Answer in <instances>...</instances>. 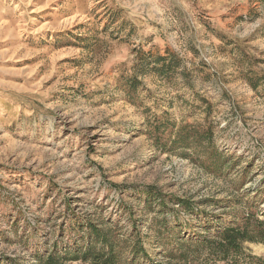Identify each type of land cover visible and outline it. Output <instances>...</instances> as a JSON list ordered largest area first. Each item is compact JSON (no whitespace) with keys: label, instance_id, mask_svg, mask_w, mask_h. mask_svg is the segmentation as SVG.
I'll return each mask as SVG.
<instances>
[{"label":"rangeland","instance_id":"rangeland-1","mask_svg":"<svg viewBox=\"0 0 264 264\" xmlns=\"http://www.w3.org/2000/svg\"><path fill=\"white\" fill-rule=\"evenodd\" d=\"M133 223L163 262L167 234L264 229V0H0V264H86L88 225Z\"/></svg>","mask_w":264,"mask_h":264},{"label":"trees","instance_id":"trees-1","mask_svg":"<svg viewBox=\"0 0 264 264\" xmlns=\"http://www.w3.org/2000/svg\"><path fill=\"white\" fill-rule=\"evenodd\" d=\"M185 203L179 201V204ZM186 206L185 204H183ZM187 207V206H186ZM187 209H190L187 207ZM164 219L157 221L159 227H156V237L162 236L167 233ZM162 228V229H161ZM87 232L94 238L95 241L89 243L84 249H75L78 257H75L84 261L86 264H180V262L195 260L193 255L202 254L208 252L215 255L213 261H226L228 258V252H239L242 250V244L246 241L249 242H263V239L255 237L257 235L264 234L262 227L255 228L254 234H251L246 227H234L223 226L217 228L211 237L207 238L202 235L199 237H181L178 234H167L166 239L162 238L159 242L162 246L172 244L171 249H165V255L168 260L153 261V260H140L139 255L144 253L145 250L142 247V241L136 235L137 228L133 223L131 228V234L126 237H119L117 234H111L110 230L101 229L95 225H88ZM172 236V237H169ZM170 238V239H169ZM174 240V242H170ZM132 242V246H126L127 242ZM99 244V245H97ZM129 248V258H124V251ZM69 251V250H68ZM68 251L48 252L43 257H39L38 260L41 264H63V261L68 259ZM193 256V257H192Z\"/></svg>","mask_w":264,"mask_h":264}]
</instances>
